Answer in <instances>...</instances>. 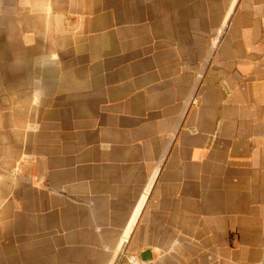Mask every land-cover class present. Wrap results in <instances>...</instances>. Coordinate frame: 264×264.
Returning <instances> with one entry per match:
<instances>
[{"label": "crops", "instance_id": "crops-1", "mask_svg": "<svg viewBox=\"0 0 264 264\" xmlns=\"http://www.w3.org/2000/svg\"><path fill=\"white\" fill-rule=\"evenodd\" d=\"M0 264H264V0H0Z\"/></svg>", "mask_w": 264, "mask_h": 264}, {"label": "water", "instance_id": "water-1", "mask_svg": "<svg viewBox=\"0 0 264 264\" xmlns=\"http://www.w3.org/2000/svg\"><path fill=\"white\" fill-rule=\"evenodd\" d=\"M145 254H149V252L145 253ZM149 256V255H148ZM144 258H147L146 255H144Z\"/></svg>", "mask_w": 264, "mask_h": 264}]
</instances>
